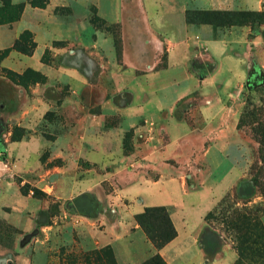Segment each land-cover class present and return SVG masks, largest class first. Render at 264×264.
<instances>
[{"label": "rangeland", "instance_id": "rangeland-1", "mask_svg": "<svg viewBox=\"0 0 264 264\" xmlns=\"http://www.w3.org/2000/svg\"><path fill=\"white\" fill-rule=\"evenodd\" d=\"M142 1L145 7L141 0H58L53 14L65 31L54 35L56 32L49 27L43 38L37 36L39 45L50 39L41 61L52 67L74 69L79 82L67 81L63 76L52 80L31 67L17 72L14 59L3 67L2 61L10 52L31 56L38 44L31 31L23 30L14 41L16 47L10 49L21 26L1 27L0 50H9L4 54L0 51V140L4 143V152H0V264H12L9 252L17 255L20 250H25L32 263L38 252L46 254L47 264L50 256L53 264H117L110 246L97 248L91 240L75 236L77 230L71 224L79 221L75 223L72 218H92L94 229L103 230L105 220L113 222L130 204L133 209L139 207L142 198L129 200L124 192L135 173L157 178L158 171L147 166L144 156L161 154L171 171L180 168L177 178L183 181L186 192L196 188L200 166L197 147L201 150L204 146L197 144L198 105L207 100L197 93L163 95L162 78H178L180 73L177 63L171 64L169 73L163 71L175 56L170 54L169 44L161 43L166 32L154 19L164 10L166 0H157L156 6L152 0ZM49 2L27 0L30 6ZM10 3L18 5L12 0ZM193 12L197 11L188 9L185 20L186 14L197 20ZM14 17L17 11L7 3L0 12V21ZM234 17V23L244 22L241 16ZM247 19L253 29L259 23L254 16ZM151 38V47L146 48L144 43ZM195 55L186 66L189 71L196 70ZM23 60L28 63L27 58ZM149 61L151 69L147 68ZM201 66L205 75L210 66ZM151 71L156 78L149 79ZM255 84L248 89L244 82L241 94L232 96L242 104L238 124L245 111L264 110V78ZM157 102H162L164 108H157ZM139 107L144 112L137 116L135 110ZM246 124L238 128L251 146L245 176L221 199L209 218V214L205 217L199 241L208 257L224 258L230 253L234 254L233 264H264V188H256L251 181L254 170L258 182L264 184V159L260 160L250 121ZM179 136L183 139L177 142ZM234 144L228 147L233 157ZM97 148H104L103 159L98 158ZM80 150L81 155L95 153V162L81 156ZM228 165L222 162L214 178L222 177ZM92 169L95 182L91 192L66 202L56 199L55 188H64L68 178L80 184L86 170ZM172 194L177 201L181 199L180 194ZM186 199L195 203L205 200L198 196ZM163 207L170 218L172 208ZM162 214L157 213L159 226L155 228L166 229ZM191 221H196V215ZM73 232L74 241L69 242L67 238ZM4 252L8 257L4 258ZM154 256L145 252L139 264H151Z\"/></svg>", "mask_w": 264, "mask_h": 264}, {"label": "crops", "instance_id": "crops-1", "mask_svg": "<svg viewBox=\"0 0 264 264\" xmlns=\"http://www.w3.org/2000/svg\"><path fill=\"white\" fill-rule=\"evenodd\" d=\"M12 2L14 4L23 3L24 9L20 20L11 25L0 26V29L1 27L12 29L14 24L21 26L20 30L15 33L9 48L13 46L14 41L23 30L31 31L38 45L31 56L17 53L16 55L14 51L10 52L2 61V66L4 67V64L10 59H14L16 60L14 67H18L17 72L31 67L48 77L50 76L51 78H49L52 80L63 76L67 81L79 82L80 77L74 69L70 70L55 65L52 67L41 61L43 49L49 45L50 39L39 45L37 36L43 38L49 27L56 32L54 35H60V32L65 31L53 14L58 0H50L45 9L32 8L27 0H12ZM141 3L144 5L142 0ZM152 3L156 6L158 1L152 0ZM162 5L164 10L154 19L160 29L166 32L161 43L169 44L170 54H175L168 61L167 70L163 71L169 73L171 64L177 63L178 67L180 66V73L178 78L164 79L163 77L160 89L165 92L163 95H167L166 93H183L184 95L197 93L207 100L206 103L198 105L200 131H197V144L203 143L204 146L202 145L201 150H199V146L197 147V163L200 164V166L197 165V186L193 192H186L183 181L179 179L180 177L177 178L180 168L171 171L167 163L162 161L161 154L144 156L142 160L147 166L158 171L157 178L149 179L143 176V172L135 173L131 176L132 183L126 189L128 193L124 192V197L129 200L133 197H141L142 199L138 200L139 207L133 209V204H130L124 212L118 213L113 222L105 220L106 226L103 230L94 229L95 222L92 218L82 215L75 216L72 218L73 222L79 221V223L71 225L76 228L77 234L75 235L73 232L72 236L67 239L72 242L74 241L72 240L73 235H75L79 239L91 240L90 242L97 248L110 246L115 254L117 264H139V260L145 252L158 254L165 264H233L234 254L227 253L224 258L217 255L208 257L199 241V233L204 227L205 217L245 176L246 158L250 154L251 146L248 138L244 137L237 127L242 104H239L232 96L241 94L240 86L250 76L258 84L264 78V22L257 23L254 29L249 24L221 27L209 23L189 25L185 20V12L191 9L197 12L260 14L264 13V0H166ZM152 42V38L147 39L144 45L146 48H150ZM38 51H40L39 55L35 56ZM194 53H197V56L194 57L197 67L195 71H189L186 66L191 63L190 59ZM23 57L28 59V63H25ZM148 63L147 68L151 69V61ZM202 64H205V67L210 66L205 75L202 74L204 69ZM152 73L154 71L149 72V75ZM151 76H148L149 79L156 78ZM171 89L173 91L169 92ZM151 91L153 92V90ZM164 100L166 101V99ZM156 105L159 109L164 108L162 102H157ZM139 108L135 110L137 116L144 112L142 107ZM175 132L179 133V131ZM179 137L181 139H178L177 142L183 139V136ZM230 143H235L232 149L236 157L230 156L228 149ZM98 151L100 153L98 158L103 159L104 148ZM79 152L81 155V150ZM60 153L62 154V152ZM94 154L84 152L81 156L95 162ZM224 161L229 164L228 170L222 177L214 178ZM92 173H94L93 169L86 170L85 177L80 184L72 178L66 179L64 188H55L56 199L66 202L81 193L91 192L95 182ZM173 192L181 195L179 201L171 197ZM189 196H198L199 199L205 198V200H198L195 203V201L186 199ZM155 206L172 208L170 218L176 231L175 239L160 250H157L148 241L143 231L134 224V216L141 213L144 208ZM195 215L196 221H191ZM263 219L264 216L262 217L264 226ZM5 254L6 252L3 253L4 258L8 257ZM9 254L12 264L48 263L46 254L38 252L34 263L28 259L25 250H20L17 255L10 252ZM52 260L53 257L50 256L49 264H53Z\"/></svg>", "mask_w": 264, "mask_h": 264}, {"label": "trees", "instance_id": "trees-1", "mask_svg": "<svg viewBox=\"0 0 264 264\" xmlns=\"http://www.w3.org/2000/svg\"><path fill=\"white\" fill-rule=\"evenodd\" d=\"M11 0H2L1 1V6H0V12L4 11L5 6L7 3L9 4L10 8H13L17 11V17H14L13 19H9L7 21L1 20L0 25L5 24V23H13L16 22L19 17L21 16L23 9H24V4H18L17 6L12 5ZM47 3H45L43 6H39L36 4H32L31 6L33 8H39L43 9ZM191 12H189L190 14ZM192 15H197V20L191 18H188V14H186V21L187 23H209L212 24L213 26H230L233 24H249L251 25L249 21H247V17L249 16H254L257 20H259V23L264 22V13H221V12H193ZM234 16H241V21H244L243 23H234L233 19L235 18ZM219 17H223V20H220ZM246 18V20H245ZM15 42L13 46L10 49H14L16 47ZM9 49L4 50L2 54H4L6 51ZM259 112V113H258ZM247 121H250L251 125V135L253 140L258 144V153L260 156V160L262 161L264 159V110L261 108H258L257 110H247L245 113H243L241 120L239 121L238 128L241 129L245 127V124ZM247 125V124H246ZM0 152H4V143L0 140ZM253 170L252 176H251V181L255 185L256 188L262 189L264 188V184H261L258 182L256 179V173ZM157 213H163L162 218L165 222V227L166 229H161L158 228L159 224L157 221L159 220L156 219ZM164 215V216H163ZM210 214L206 217L208 219ZM135 222L137 225L144 231L146 234L147 238L149 241L153 244V246L157 249L160 250L162 249L165 245H167L169 242H171L173 239L176 237V231L174 226L172 225L169 215L167 213V209L163 206L161 207H148L145 208L144 211L140 214H137L135 217ZM158 224V226L155 228L154 226ZM151 264H165L160 256L156 254L152 260Z\"/></svg>", "mask_w": 264, "mask_h": 264}, {"label": "water", "instance_id": "water-1", "mask_svg": "<svg viewBox=\"0 0 264 264\" xmlns=\"http://www.w3.org/2000/svg\"><path fill=\"white\" fill-rule=\"evenodd\" d=\"M245 84L248 89H250V84L256 86L255 81H252L251 76L246 80Z\"/></svg>", "mask_w": 264, "mask_h": 264}]
</instances>
